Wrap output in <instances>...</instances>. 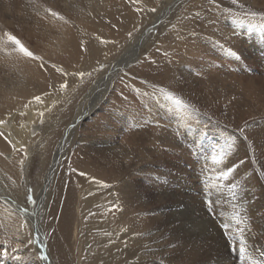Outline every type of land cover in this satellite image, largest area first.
Masks as SVG:
<instances>
[{
    "label": "bare ground",
    "instance_id": "6f19581e",
    "mask_svg": "<svg viewBox=\"0 0 264 264\" xmlns=\"http://www.w3.org/2000/svg\"><path fill=\"white\" fill-rule=\"evenodd\" d=\"M172 1L0 0V120L5 121L0 124L4 134L0 136V185L17 196L8 194L7 201L33 210L23 199L27 188H33L34 198L38 195V188L29 182L35 146L28 140L41 132L46 134L48 152L59 142L53 166L55 184L47 193L54 203L51 209L45 208L43 224L36 228L29 218L17 213L15 219L0 216V231L4 229L9 238L13 233L16 236V245L8 253L16 252L21 260L31 256L32 264H264V129L255 131L250 123L243 124L247 117L256 121L253 119L259 113L261 88L256 75L264 74V0H238L236 5L230 0H178L167 20L158 26L160 31L145 36L144 48L136 47L150 22L158 23L159 13ZM153 7L157 11L148 10ZM46 9L60 13V18H53ZM248 10L251 15L245 17L243 13ZM197 12L199 17L193 18ZM166 29L165 38L162 32ZM4 32H12L45 63L56 64L67 75L51 68L41 70L40 62L27 60L10 45L12 55H5ZM132 46L136 54L131 55L130 62H137L139 69L122 68L116 84L83 114L94 83L98 86L110 66ZM139 48L142 57L137 55ZM230 51L238 53L239 59ZM217 53L246 68L251 105L246 106L240 95L232 93L235 69L238 71L232 61H226L232 78L229 91L223 78L187 73L188 66L197 62L194 58ZM219 66H215L217 71ZM80 72L85 73L83 78ZM64 82L69 85L67 89L60 88ZM160 88L173 90L177 97L180 94L182 99L215 112L225 107L226 114L234 113V123L240 132L243 129L242 135L231 136L235 144L232 154L211 157L216 161L214 172L234 167L228 177L219 175L217 181H206L205 186L185 179L179 188L170 181L177 177L173 174L169 180L166 176L171 174L163 170L166 175L155 181L154 169L141 151L148 148L152 156L158 153L165 158L170 149L181 147L169 135L167 122L183 110V106L166 99ZM218 89L226 91L227 97ZM142 95L146 106L158 107L156 113L144 115L141 106L131 107ZM35 96L41 101H35ZM230 98L238 102L230 107L232 110L226 106ZM104 104L107 114L98 120L96 132L80 141L72 158L62 159L65 135L69 133L67 140H71L85 119L93 117ZM68 110L72 115L61 124ZM201 113L205 119L212 117L204 110ZM140 116L143 118L138 121ZM149 123L154 126L143 129ZM129 124L132 127L127 131ZM21 148L25 156L19 159L16 153ZM45 159L47 156L42 161ZM7 206L14 208L12 203ZM25 219H29L28 227L16 235ZM32 235L38 236V242L26 248ZM241 242L247 250L245 257L239 255ZM37 249L47 255L46 261L38 259Z\"/></svg>",
    "mask_w": 264,
    "mask_h": 264
},
{
    "label": "rangeland",
    "instance_id": "374dc122",
    "mask_svg": "<svg viewBox=\"0 0 264 264\" xmlns=\"http://www.w3.org/2000/svg\"><path fill=\"white\" fill-rule=\"evenodd\" d=\"M177 1L178 0H173L172 3L166 8V10L164 9L159 13V15H158L159 22L158 23H153V21H155V20L150 22V26H148L146 28L144 35L140 37L141 39L139 40V42H136V43H138L136 45V47H139L141 45V48L142 47L144 48V43H142V42H144L145 36H149L150 35L149 33H151V34L154 32L158 33L160 31L158 26L167 20L168 16L170 15V12H171L170 10L175 6V4L173 5V3H176ZM189 10L187 9L186 12L192 13V11L191 10L189 11ZM229 10L234 11V9H232V8ZM155 14H157V13H155ZM243 14L245 17H250L249 15H251L249 10L245 11ZM2 25H3V23L0 21V27ZM156 25H157L158 29L155 28ZM167 33H168V29H166V32H164V31L162 32L164 37L167 35ZM134 46H132L133 50L131 48V50L128 54H124L122 56V58L116 60V62H114V64L110 66V68H109L110 72L108 71V74H106L102 80L100 78L101 81L99 82L100 84L98 83V86H97V84L95 85V83H94V85H93L94 90L91 93L92 96H90V98H89L88 106L83 108V114H85L88 111V109L90 107H92L93 102L97 101V99H99V98H102V96H104L108 92L109 87L114 86L116 84V82L118 81L116 79V75L119 73V71H122V68L123 69L126 68L128 70V69H131L132 67H134V70H136V71L139 69L137 62H135V63L130 62L133 59V56H131V55L134 53L136 54V52L134 51ZM140 54L142 55L141 49H140V51L138 50L137 55L142 57ZM205 56H206V58H203V57L198 58V59L194 58V61L195 62L197 61V62L195 64H193V66H188V67H190V69L188 68L189 71H187V73H189L190 75H194L196 77H201L200 75H202V73H206V74H210V75L213 74L214 79L223 78L225 80L226 85H227L226 89H227V91H229L230 90L229 86H230V82H232L231 81L232 78L230 77V74H229V71L227 69L226 64H227V62H230L232 60H230V58L228 56H226L224 59L220 58L221 53H219V54L217 53V54L210 55V56L205 55ZM124 57H126L125 60H124ZM190 57H192V55H190ZM209 60H210V62H209ZM127 61H128V63H127ZM216 61L219 63H216ZM206 62H208L207 65H206ZM232 62L235 63L238 67V71L235 69L236 76L234 78L235 83H234V88H233L234 90L232 93L235 94L236 96L240 95V97L244 99V103L246 106L248 104L251 105L252 101H250V98L251 99H253V98L248 94L249 76L247 75L246 68L243 67L241 62H234V61H232ZM127 64L130 65V67ZM219 64L221 66H219ZM216 65L220 67V70L217 71L215 69ZM112 66L115 68H113ZM255 67L258 68V66H255ZM115 71H117V72H115ZM209 71H210V73H208ZM220 71L222 73H220ZM71 73H73V72H71ZM58 74H60V72H58ZM256 76H257L256 82L258 83V86L261 88L260 100L257 101V103H258L257 106L260 105V106H258L259 113L256 114L255 119H253L256 121H252L251 118L247 117L244 119L243 124L245 125V123L248 122V124L250 123V129L251 130L256 129L257 131H259V130L264 129V74L259 73ZM185 77H187V76L185 75ZM227 77H230V79ZM192 78H194V77H192ZM186 79H188V78H186ZM105 84L108 86H106ZM224 86H225V84H224ZM99 88H101V89H99ZM94 91H95V93H94ZM171 92H173V90ZM218 92L220 95H224L227 97V92L223 91V89L222 90L218 89ZM116 94L119 97V94L118 93H116ZM100 95H101V97H100ZM178 97L181 98L182 96L180 94H178ZM187 99L188 98H186V97L184 99H182V100H185V101H183L184 104L189 105V107H187V108L183 107V110L181 113V115L183 117L181 115H178V113H176L173 115V117H171V120L169 122H167L169 135H172V137H174V139H176V141L181 145L182 148L179 146L178 147L180 149L178 147H173L172 149H170L171 151L169 150V152L166 154L165 158H161V156L158 153H155L152 156L151 150H149L145 146L144 147L146 148V150L148 152H146V150L141 151V153H144L147 156V159L150 163L149 165H151L154 169L153 172L155 173V181L160 182L159 180L161 179V176L166 175L165 173H162L163 170H168V174H171V175L167 174L168 176H166V177H168V179L170 180L172 178V175L174 174V177H177V178L174 180L171 179L170 181L176 185L178 183L179 186L178 185L177 186L179 188H181L180 184L185 179H188L190 181H196L197 184L204 185V186H205L206 181H211V180L217 181V178L220 177L223 172H214L213 167L216 165V161L212 160L211 157H213V156H227V155L229 156L230 153L232 154L233 148H235V146H234L235 144L232 143L233 139L231 136L237 135V133L238 134L240 133V135H242V133H243L242 131L241 132L239 131L238 125H235V123H234V113L229 111L226 114L224 112L225 107H222L219 109V111L215 112V110H213V108L211 109V107H205V105L203 107H201L202 105H197L193 101L187 100ZM145 100H146V97L144 95H142L141 97L137 98V100H136L137 103H131L130 102L131 104L130 103L129 104L131 105V107L133 106L132 104H135L137 107L141 106L142 114H144V115L151 114V112L156 113L158 111V107L155 105H153L152 107L146 106ZM226 101H227V104H229V105H226L229 110H232V109H230V107L231 108L233 106L235 107L238 104V102H236V100H233L232 98H230L229 100H226ZM137 107H136V109H137ZM201 109L208 112L209 114H211L212 117L208 118V119L203 118L204 116L201 113V111H202ZM105 110H107V104L106 105L104 104V107L103 106L99 107L96 110V114L93 117H89L88 119H85L84 124L78 129V131L76 133H74L71 140H67V136L69 133L65 135L64 140L61 144L62 149L60 152L63 153L65 148H66V151H65L66 153L65 152L63 153L62 159L72 158L74 156L73 151H76V149H78V146L81 145L80 141L83 140L85 142L87 137L92 136L96 132L95 128L97 127L98 120H100V118H104V115L107 114ZM247 110L250 112V108L249 109L247 108ZM72 112H73L72 110H68V113H67V111L65 112V115L67 117H65V119L63 120V123H61V124H66L69 121L70 116L72 115ZM231 115H232V117H231ZM134 117L136 118V117H138V115H136ZM143 117L140 116L138 121H140ZM83 119H84V117L82 115V117L79 120L82 121ZM125 120L130 123V121H129L130 119L125 118ZM251 122H253V123H251ZM89 123H91V125ZM76 125L71 127L69 132H71V130L73 128H75ZM153 126H154V124L151 125V123H149V125L145 124L143 126V129H150ZM61 127H62V125H61ZM127 127H128V129H126V130L128 131V130H130L129 128H131L132 125L129 124ZM227 131H230V132H227ZM106 132H108V131L106 130ZM124 135H125V132L121 133V136H120L121 138H119L120 142H121V140H123ZM197 136H199V137H197ZM47 140H48L47 135L43 134L42 132L40 134H36L35 136L29 138V140H28V144L32 143L35 146V153H34V156L32 159V165L30 168L31 170H30V181L29 182L31 185H33V187L36 186L38 188V195L35 197L36 203L34 205H31V208L33 210L32 211L29 210V212L30 213H33V211L35 212V215L31 216L30 220L32 222H34V227H36V228H37V226H40V223L43 224V221L45 218V217H43V212H45L44 211V210H46L45 208L47 207L48 209H51V207L53 206L52 204L54 203L53 198L51 199V197L48 196L47 193H50L53 190V187L55 184V175H56L55 171H56V169L53 166H55L54 161H55L56 156H57L59 142L55 143L51 152L50 151L48 152V149L46 146ZM195 141H196V143H195ZM67 143H70V144L67 145ZM189 145H190V147H189ZM68 147H70L71 149ZM52 151H53V153H52ZM141 153L139 155H141L144 158V156ZM44 155L47 156V159H45V161H42V159L45 157ZM16 156H18V158L20 157L21 159L24 158L25 149L23 151L16 153ZM148 156H150V158ZM56 163H59V162L57 161ZM33 165L36 167H34ZM23 185H26V184H23ZM0 188L2 189V190L0 189V206H1L0 207V216H2V217L8 216L10 219H12L11 217L14 216L16 213L14 211H11V209L8 206H6L7 207L6 208L5 203L3 201L7 200L8 196L15 197V198L17 196H16V194H12L14 192H11V191L8 192L4 188H2L1 185H0ZM31 189H33V188H31ZM203 192H205V190H203ZM32 193H33V191H32ZM179 213H180L179 215H181V212H179ZM45 214L46 213H44V215ZM15 216H14V219H15ZM15 237L16 236L14 235V233L12 235V238H9V237H7V235H5L4 229H2L0 231V241H2V243H0V244L1 245H8V249L0 250V264H21V263L32 264L31 256H29V258H27V259L26 258L24 260L20 259L18 261L16 259V257H20V256L16 252L12 251L11 253L10 252L8 253V250H10V248H12L13 246L16 245L14 243L16 241ZM4 253H6V254H4ZM234 258H236L235 254H234Z\"/></svg>",
    "mask_w": 264,
    "mask_h": 264
},
{
    "label": "snow or ice",
    "instance_id": "6c2138e0",
    "mask_svg": "<svg viewBox=\"0 0 264 264\" xmlns=\"http://www.w3.org/2000/svg\"><path fill=\"white\" fill-rule=\"evenodd\" d=\"M132 3H139V0H131ZM215 2V0H213V3ZM230 3L232 5H236L238 3V0H230ZM240 7H244V5H239ZM151 12H155L157 11V9L155 7L148 9ZM136 11H143V9L137 8ZM45 12L47 14H49L50 16H52L53 18L59 19L60 18V13L53 11L51 9H46ZM253 15H255V13H253ZM199 17V13H194L193 14V18ZM194 34V33H193ZM129 38H131L132 33L129 32L128 33ZM4 37L6 38V45L4 48V52L5 55H12V52L8 51V45H10L12 47L13 50H16L17 53L26 58L27 60H31V61H37L40 62L39 63V67L41 70H47L48 68L54 69L55 71L60 72L61 75L66 76L67 73H65L63 71V68H59L57 67L56 64H47L44 62L43 57L36 55L29 47H27L25 45V43L16 35H14L12 32H4ZM114 43V42H113ZM81 50L85 51L86 49L83 47V42H81ZM230 55L235 56L237 59H239V55L238 53L235 52H231L230 51ZM85 75L84 72H80L79 76L81 78H83V76ZM69 87L67 82L61 83L60 84V88L61 89H67ZM159 92L161 94H163L165 96L166 99H169L171 101H173L176 105L178 106H183L184 108L189 107V105L184 104L183 100L179 97H177L173 92L168 91L164 88H160ZM35 101L40 102L41 101V97L40 96H35L33 98ZM39 115L41 117L44 116V113H39ZM43 122V121H41ZM5 123L4 120H0V124ZM243 131V129H242ZM4 135L2 132H0V136ZM246 139V137H245ZM18 151H23V148L19 149ZM23 160H21V165H23ZM234 167H229L227 169V171L223 172L221 175L222 177L226 178L229 176L230 173H232L234 171ZM80 175H85V173L81 172ZM233 187H235V185H233ZM25 204L27 205H34L36 203V199L34 198L33 194H32V189L31 188H27L26 189V195L23 197ZM5 206H7L9 203H12L14 205V208L11 209V211H14L15 213L22 215L24 217L27 218H31V216L35 215L34 213H30L28 207L26 206H21L20 204H16L15 201H4ZM29 219H25L18 227L16 235H20V229L23 228H27L28 227V223H29ZM225 227H227V225H225ZM35 230V229H34ZM34 242H38V236L37 235H32L28 240H27V244L25 245V247H31L33 245ZM21 244H23V241H21ZM0 247H2V245H0ZM38 252H40V255L38 256L39 260H47L48 257L47 255L43 254L42 250L37 249ZM239 255L240 257H245L246 255V248L244 247L243 243L241 242L239 248ZM6 254V253H4ZM16 259L19 261L20 257H16Z\"/></svg>",
    "mask_w": 264,
    "mask_h": 264
}]
</instances>
